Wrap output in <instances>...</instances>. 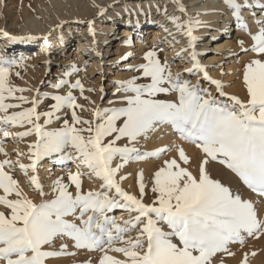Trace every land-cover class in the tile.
Masks as SVG:
<instances>
[{
  "label": "snow or ice",
  "instance_id": "6c2138e0",
  "mask_svg": "<svg viewBox=\"0 0 264 264\" xmlns=\"http://www.w3.org/2000/svg\"><path fill=\"white\" fill-rule=\"evenodd\" d=\"M224 2L251 39L250 47L242 49L254 54L242 64L243 97L225 92L220 80L208 76L195 50L198 37L193 28L199 21L191 17L169 19L188 38L192 66L186 72L202 74L215 85V93L201 87L199 81L192 83L182 73H173L168 61L162 62L152 49L144 53L143 63L127 69L137 75L117 82V91L125 94L123 106H96L91 119L77 112L84 107L72 91L79 88L83 93L79 79L72 83L58 80L54 88L68 84L69 90L52 95L54 103L42 112L37 97L29 101L22 94L16 95L26 89L10 84L13 66L23 57L0 55V133L5 138L35 137L27 146L28 163L0 160V264H46V258L67 254L66 244H61L59 251L50 248L55 240L65 237L76 248L99 251L97 264H210L215 254L228 252L230 243H242L245 235L264 233V219L258 218L253 202L213 178L207 169L210 161H218L248 189L264 197V26L250 31L241 15L247 5L237 0ZM177 8L186 11L179 0ZM104 11L100 8L101 14ZM87 23L95 35L92 21ZM256 23L264 25V21ZM0 34L11 40L36 39L9 37L2 30ZM168 93H175L174 98H159V94ZM37 94L49 95L38 89ZM27 104L30 106L25 107ZM64 109L71 112L70 119L67 114L58 115ZM53 119L62 120V124L47 127ZM159 125L170 126L181 141L195 145L201 156L194 173L185 149L177 145L176 155L164 159L151 174L149 203L144 199L148 185L143 170L136 173L137 194L121 187L120 181L126 177L118 178L117 174L130 160L159 158L171 151L167 145L145 152L133 146ZM9 126L24 130L12 134L6 130ZM121 140L126 143L120 145ZM0 152L4 150L0 148ZM54 154L62 165L75 161L76 171L68 172L67 183L63 178L55 179L48 198L37 168L40 161ZM24 155L17 152L18 157ZM117 158L120 162L114 164ZM16 168L28 176L27 184L38 191L39 202L25 194L13 175ZM85 175L100 181L98 190L83 191L81 177ZM113 209L126 210L129 218L117 222L107 215ZM133 230L136 235L126 238ZM117 241L121 246H114ZM110 252L120 253L122 258ZM241 264H247L246 257Z\"/></svg>",
  "mask_w": 264,
  "mask_h": 264
},
{
  "label": "rangeland",
  "instance_id": "374dc122",
  "mask_svg": "<svg viewBox=\"0 0 264 264\" xmlns=\"http://www.w3.org/2000/svg\"><path fill=\"white\" fill-rule=\"evenodd\" d=\"M175 1L176 0H173V2ZM179 1L182 4L187 5V3L184 2L185 0H179ZM8 2L9 0H1L0 2V30H2V32H7L9 35H11L10 37L12 36H21V37L34 36L36 37V39H20V40L10 39L9 42L6 44V47L4 49H1L0 55H5L8 58L19 59L15 55L18 53L19 49L26 47L25 50L27 51L28 55L26 54L25 55L26 57L25 56L23 57V60L20 64L13 66V70L9 77V81L11 85L26 89V91H24L23 93H16V95L22 94L28 97L29 101L33 97H37L40 101L38 105L39 111L43 112V111L49 110L50 105L54 103V100L51 99L52 95H55V94L63 95L69 90L68 84L61 85L60 88L53 87V85L56 84L58 80H60L61 78L69 81V83L75 82L76 79H79L81 84L84 86V91L82 94L79 88L72 89V91H73L74 96L76 97L77 103L84 106L83 109L78 108L77 112L80 115H82L85 119L92 118L91 110L92 108L96 106H100L102 108L123 106L124 102L122 100V96L125 94L123 92L117 91V89L120 87L119 83L117 82L126 80V79H122L123 77L122 74L123 73L129 74L130 71L127 70L129 66L139 65L140 63H143L144 53L152 49H155L157 51L158 56L162 62L165 60L168 61L170 69L173 73H176V72L182 73L183 78L190 80L192 83H197L199 81L201 87L208 89L209 91H212L213 93H215V85H212L208 80L203 79L202 74H197V73L188 74L186 72V69H188L186 68L187 64L184 62L185 60H181V56L179 53H172L166 58H164L163 56L164 54L161 51L162 48L161 49L159 48L161 45L162 47L165 45V43L167 42L166 38L169 39V36L166 32H163L160 36H157L154 38L153 34H148V33L140 32L136 30L135 34L130 39V42H131V44L129 45L130 47L123 46V48L118 53L112 54V52L109 51L111 49V46L109 45L108 53L102 54V61L100 62L101 64H99L100 66H96L98 65L96 64L95 65L96 67L94 66L95 68L94 67L92 68L91 70L92 72L88 70V69H91L89 68L91 64H89L88 61L85 62L83 57L82 58L78 57L75 59L74 53L77 51L75 41H74L75 46H73L72 48H69L68 52L66 49V53H70V54L72 53V56H66L65 54H62L61 52H59L58 49L53 50L49 48L47 57L43 58L44 53L40 52V48H41L40 44L42 43L41 42L42 40L40 41L41 37L33 35V33L29 30H23L24 32L23 31L20 32L22 27H24L23 18L21 16L17 17L16 15L17 10H18L17 7L11 8L10 10V4L7 5ZM105 9L106 10L104 11V13L109 11L108 9L110 8L108 6H105ZM165 11H167V9ZM33 12L34 11L30 13L34 15L35 12L34 14ZM96 13H97L96 14L97 16L95 20H99L102 17L101 16L102 14L100 13V10H98ZM31 14L29 16H31ZM38 16H39V13H38ZM87 21L88 20L83 22L84 26L88 24L86 23ZM197 27H194V28L197 29ZM94 33L97 34V32L95 31ZM232 34L234 35L233 36L234 38L235 32H233ZM49 37L50 38L52 37L51 41L55 39L52 34H48V38ZM139 39L143 41V44H144L143 49H140L138 45H136V41H138ZM212 41H214V39H212L209 42L207 47L210 46ZM239 44L240 45L238 46V49L236 50L235 53L232 51H225V52L220 53L218 55V58L219 57L220 58L217 59V61L214 62L210 66L203 63V58H205V56L208 53H210L207 47L203 50V53H201V55L198 56V59L202 65L210 67L212 70H215L216 75L210 78L214 80H220L225 86L224 91L230 94H235L234 88L242 85V79H241L242 64L254 55L250 51L248 52L242 51L243 48L250 47L251 41L247 40V41H243V44L241 43ZM167 45H166V48H168ZM197 45H199V42L196 43V46ZM44 48L45 47H43V49ZM105 49L106 47H104V50ZM112 50H114V48ZM38 52L40 53L41 58L40 57L39 59L37 58L38 59L37 61V59L34 58L33 56L36 55ZM126 54H130V55H128L127 59H124ZM104 55H106V57H104ZM241 55L245 56V58L243 56L241 57ZM27 57H31V58L28 59V61H26L25 59ZM129 62L131 63V65ZM75 68H78L80 70L75 71L74 70ZM16 72H19L18 76L16 75ZM65 72H68L69 75L65 76L64 75ZM131 72H133V75H137L135 71H131ZM140 82L143 83L145 81L141 80ZM37 89L39 90L40 93H48L49 95L44 96V97H38ZM89 89H92V90L89 91ZM174 96L175 94L173 93L159 94L160 99H173ZM24 106L27 107V106H30V104H27ZM65 114H67V117L69 119L71 118V112L68 109H64L60 113H58V115L60 116H64ZM61 124H62V120L57 121L53 119L51 124L48 125L47 127L49 126L51 128L59 127ZM9 127L15 129L16 132L24 130V128L20 126H16V127L9 126ZM155 129L156 127L150 130L146 136L138 138V141L133 146L138 148L140 151L145 152V151H151L158 147L167 145L171 149V151L165 153L159 158H145L144 160H135V159L130 160L128 163H126L122 167V169H120L121 172L117 175L118 178L119 176L126 177V179L120 181L121 187H123L126 191L132 194H137L138 187L136 184V173L138 170H143L145 183L148 185V191L144 199H145V202H149V203L152 200V193L150 190L151 174L154 171L155 167L158 166L164 159H167V158H170L176 155L175 148L177 145L182 146L185 149L186 154L190 158V170H192L194 173L197 171V166H198L199 159L201 156V153L199 152V150L196 148L195 145L190 144L188 142L181 141L179 137L173 133L172 129H170V131L168 132L169 133L168 136H163V135L161 136L160 134L161 132L157 134ZM18 139L21 145L20 147L19 146L17 147L19 142H16L14 138H11L10 136L5 138L3 137V133H0V148H2L4 152L8 153V156L5 157L4 152H0V160L7 158L13 161H16L17 159H19L21 163H28L27 146L31 141L34 140V138L32 136H27L23 138L18 137ZM118 143L120 145H123L124 143H126V141L121 140ZM17 152H23L25 153V155L22 157H18ZM53 156L56 157L55 154ZM49 159L50 158H45L43 159L44 161L42 160L38 163L37 173H38L40 182L44 186V191L49 193L48 198H51L50 185L52 183H48V178H50V176L53 177L54 174H51V173L56 169L57 165H62V164L57 163V157L54 161H51V162H49ZM75 163H76L75 161H67L66 164L61 166L63 170L61 171L62 173L60 172L61 176L59 175V177L63 178L65 183L68 182L67 181L68 172L76 171ZM122 170L124 173H122ZM81 171L86 172L87 170L82 168ZM31 174H32L31 171H29L28 175H31ZM13 175L19 181L20 186L23 188L25 194L30 199H32L34 202H39L40 196H39L38 191H33L32 188L27 184L28 176L25 175L23 172H21L18 168H16L13 171ZM81 183H82L83 191L86 192L88 190H98L100 181L96 178L91 180V178L88 175H85L81 177ZM70 190L74 191V186L70 187ZM116 211H118V209H113L112 211L108 212L107 215L111 216V214L112 215L115 214ZM258 218L264 219L263 215H259ZM135 232L136 231L133 230L129 233H126L125 234L126 238L128 236L134 237L136 235ZM263 234L264 233H262L261 235ZM261 235L251 236V237L245 235V239L242 243L241 242L230 243L228 245V252H219L215 254V256L211 258L210 264H241L240 261H242V259H244L245 257H246L247 264H253V263L256 264L255 263L256 262L255 244H256L257 239ZM60 246L61 245H54V246L51 245L50 248L51 250L59 251ZM114 246H121V242L117 241ZM95 252H96L95 256L97 254H100L99 251H95ZM59 257H58V260H59ZM52 258L51 257L47 258V260L49 261L57 260V257H55L54 259ZM231 258H234L235 261H231L230 260Z\"/></svg>",
  "mask_w": 264,
  "mask_h": 264
},
{
  "label": "bare ground",
  "instance_id": "6f19581e",
  "mask_svg": "<svg viewBox=\"0 0 264 264\" xmlns=\"http://www.w3.org/2000/svg\"><path fill=\"white\" fill-rule=\"evenodd\" d=\"M184 2L187 3V5L179 1V3L184 6L185 12L178 10L177 0L175 2H173V0H9L7 5L10 4V10L11 8L17 7V17L21 16L23 18L24 27H22L20 32L29 30L33 35L41 37L40 41L42 40V43L39 44L41 45L40 52L44 53L43 58L47 57L49 48L53 50L58 49L62 54L72 56V53H66V49L68 52L69 48L75 46V41L77 51L74 53V57L75 59L83 57L85 62L88 61L89 64H91L89 67L91 69H88L89 71H91L96 64H98L96 66H100L102 54L108 53L109 45L111 46L109 51H111L112 54L118 53L123 46L128 47L131 44L130 39L135 34L136 30L153 34L154 38L166 32L169 39L166 38L167 42L165 45L163 47L161 45L159 48H162L161 51L164 54V58L172 53H179L181 60H185L184 62L187 64L186 68H190L192 62L189 55L191 49L188 48V38L183 33V30H178L175 27L173 21L169 19L170 16L180 17L182 21L189 17L199 21L198 27L196 26L197 29L193 28V35L198 37V40L195 42V50L198 56L203 53V50L208 46L209 42L214 39L210 46L207 47L210 52L205 56L207 59L203 58V63L209 66L220 58H218L220 53L225 51H232L235 53L240 45L238 41H251L249 32L240 27L239 23L232 16V10L225 4L224 0H185ZM237 2L247 5L246 8L241 9V15L250 31L255 32L259 27L264 26L256 23L257 21H264V0H237ZM105 6L110 8L108 9L109 11L103 12L101 15L102 17L100 16L101 18L99 20H95L97 16L96 12L100 10V8L105 9ZM166 9L167 11H165ZM32 11L35 12V14L33 12L34 15L30 13ZM30 14L31 16H29ZM86 20L92 21L93 29L97 34L95 33V35H93L89 32V24H86L87 22L85 23L86 26H84L83 22ZM233 32H235L234 38ZM48 34H52L55 39L51 41L52 37L48 38ZM10 36L11 35H9V37ZM9 40L8 37H4L0 34V51L6 47ZM198 42L199 45L196 46ZM136 45H138L140 49L144 47L141 39L136 41ZM166 45L168 48H166ZM43 47L45 48L43 49ZM104 47H106L105 50ZM113 48L114 50H112ZM25 49L26 47L19 49L15 56L20 58L24 57L26 54L28 55ZM243 55H241V57ZM33 57L39 59L40 53L38 52ZM104 57H106V55H104ZM243 57L245 58V56ZM30 58L31 57H27L25 60L28 61ZM206 70L209 77L216 75L215 70H212L210 67L206 66ZM130 72L129 74L123 73L122 79H128L133 76V72ZM234 89L236 95L241 97L244 96L242 85ZM170 129L171 127L168 125H159L155 130L157 134L161 132V136H168ZM6 130L12 134L16 133V130L10 127H7ZM9 136L14 138L16 142H19L18 137L14 135ZM32 137L35 139L34 136ZM18 146H21L20 142L17 147ZM46 158H50L49 162L56 159L54 156ZM119 162V158H117L114 164ZM61 166L62 165L56 166V169L51 173L54 174V176L48 178V183H52L59 177L60 172L63 170ZM207 169L213 178L218 179L222 184L230 187L233 191L238 190L244 199L251 200L259 215H263L264 217V197L248 189L231 170L227 169L226 166L220 164L218 161H210L207 164ZM120 172L121 170L119 173ZM122 173H124L123 170ZM93 179L94 178H91V180ZM110 217H115L118 221H121V218L128 219L129 213L126 210L118 209V211L113 215L111 214ZM76 222H78V219ZM61 244L67 245L65 250L67 254L55 256L57 257L55 261L52 260L55 257H51L52 261L46 258V264H97L100 254L95 256V250L76 248L73 246V241L67 237L55 240L52 245ZM255 247V263L264 264V234L257 239ZM109 254L122 258L120 253L110 252ZM230 260L235 261L234 258Z\"/></svg>",
  "mask_w": 264,
  "mask_h": 264
}]
</instances>
